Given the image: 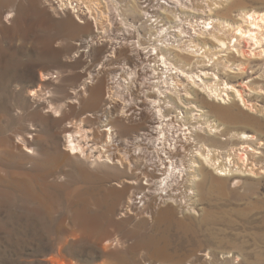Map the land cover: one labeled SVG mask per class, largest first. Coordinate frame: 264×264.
Returning a JSON list of instances; mask_svg holds the SVG:
<instances>
[{"label": "rangeland", "instance_id": "rangeland-1", "mask_svg": "<svg viewBox=\"0 0 264 264\" xmlns=\"http://www.w3.org/2000/svg\"><path fill=\"white\" fill-rule=\"evenodd\" d=\"M103 1L92 0L96 14L108 15L112 23L99 18L103 23L95 24L86 0H0V264H56L55 260L70 264H264L263 96L248 99L254 105L250 111L239 103L233 106V100L221 104L196 88L183 87L186 82L175 70L167 76L178 79L181 95L173 94L172 80L167 81L169 89L159 88L165 89L163 100L173 111L182 109L178 99L186 101L187 89L192 104L208 112V122L222 129L224 140L199 135L205 139L203 144L222 153L220 161L242 148L234 136L238 132L262 142L254 150L257 154H252L259 157L251 160L249 152L245 163L234 160L239 167L235 170L243 173L235 178L237 184L234 178H222L223 186H215L216 172L200 166L190 168L203 179L195 182L193 191L187 190L188 182H178L173 196H166L155 191L154 183L161 176L142 168L133 146L146 137L141 146L149 158L156 152L152 145L147 147L149 139L161 130L147 104L155 74L160 68L164 71L160 64L154 67L155 62H150L149 56L157 55L149 45L154 26H171L166 41L170 47L189 43L186 54L180 53L182 61L176 63L199 73L202 63L198 62L215 45L208 35H199V26L190 30L194 28L189 24H197L194 21L201 16L189 10L208 14L210 8L214 14L206 28L209 32L221 29L219 35L227 37L237 15L264 12V0H183L181 11L179 3L167 0L158 4L155 0H106L109 8ZM173 14L185 23L181 32L172 30ZM253 57L244 82L258 73L264 77L262 62ZM233 59L239 58L228 57L232 64ZM221 77L236 87L242 80ZM186 118L191 119L190 114ZM194 118L191 123L204 128L202 118ZM79 126L88 134L81 143L85 152L70 155L64 137ZM107 127H111L112 140L105 141ZM176 127L165 128L170 138L163 142L170 143V152H176L188 135L186 128L179 126L178 131ZM125 152L130 166L126 163L121 168L104 158L109 154L117 160ZM194 160L201 165L197 157ZM250 167L252 175L247 171ZM136 175L137 185L123 182L136 180ZM146 181L153 184L151 188L144 185ZM133 196L131 207L128 200ZM181 198L182 205H178Z\"/></svg>", "mask_w": 264, "mask_h": 264}, {"label": "bare ground", "instance_id": "bare-ground-1", "mask_svg": "<svg viewBox=\"0 0 264 264\" xmlns=\"http://www.w3.org/2000/svg\"><path fill=\"white\" fill-rule=\"evenodd\" d=\"M86 1L88 3L89 17L95 19L93 20L95 24L103 23V22H99V18L100 19L103 18L106 21L111 22L110 21L111 19L109 20L108 15L103 17L102 13H99V15L96 14L97 8L95 9L96 6L95 4H93L92 0H86ZM108 1L106 0L103 1V3L105 4V7L106 6L108 7V5H106ZM182 1L183 0H167V2L171 4L179 3L180 9L178 8L177 9L180 11L182 10L181 6L184 4V3L183 4L181 3ZM155 3L158 4L159 3L158 0H155ZM189 11H191L192 14L201 16V19H199V21H194V22H197V24L192 25L188 23L190 28H194L190 30H195L199 26L198 28L199 35H201V37L202 35H205V36L208 35L210 39L213 41L212 44L215 45V49L212 51H207L208 52L207 55H202V58L204 59V61L198 62L199 64L202 63L200 71L199 73L198 72L193 73L192 70L183 68L182 64L176 63V62L182 61L183 58L180 55V53L186 54L185 51H188L190 47L189 43L188 45L186 44L182 46L174 45V47H170V44H168L169 42L167 43L166 41H167L168 34L171 33L170 32L171 26L168 28H165L162 26H154V29H153L154 33L150 35L151 39L149 41V45L152 47L153 50L157 51V55L152 56L153 54L151 55L149 53V55H151L149 57H152L150 62H153V63L155 62L153 64L154 67L156 64L157 66H159L160 64L162 68H164V71L163 69L160 68L159 71H157L156 73V74H159V76H156V74H155V77L153 76L157 80L151 83L152 93L149 96V101H148L149 103L147 104L152 110H154L153 113L156 114L155 116L159 120V127H161V130L158 133L157 132L155 133L156 135L155 139H153V137L151 138L153 140L149 139V143L147 147H150L152 145L151 148L156 150V152H154L153 150L155 154L152 153V155L149 158H147L148 156H146L147 151H144V147L141 146L143 142H145L144 140L146 137L143 138V136H141L142 143L140 144L138 143L136 145L133 144V146L135 147L134 150L135 151L137 150L139 153L138 155L136 154L137 157L135 155L134 157L138 160V162L142 160V165H141L143 166L142 168H144V170L148 172L149 174L151 173V175L161 176V179L156 180L154 183L155 191L165 193L166 196H170V195L173 196V190H172L173 186H175L174 184L178 182L180 183L188 182L190 184V187H189L190 189H187V190L193 191V185L195 184V182H198V181L203 182V179L201 180V178L198 179L197 177H195V175L191 173L190 168L195 169L196 167H200V166L209 167V168L211 167L210 169L214 170V172H216L215 175L219 177L218 180L212 183H214V185L218 187H219V184L223 186L222 178H231V179L234 178L235 179L237 176H242L241 174H243L235 170V169H238L239 167L237 165L238 163L237 162L235 163L234 160H236L237 158L241 160L243 163H245V161H247L245 160L246 155L249 152H252L249 155L252 156L251 160H254V158H257L260 156V155H257L254 157L252 154L253 153L254 155L257 154L254 152V150L259 149L260 146L263 145L262 142H259L257 140L256 136L246 134L245 132H238L234 136L238 140V146L241 145L242 148H239L236 154H235V151L234 152L230 151L228 154H226V157H225L226 159L223 161H220L222 160L220 158L222 153L216 154L217 153L216 148L211 149L207 147L208 143L203 144L202 141L203 140L205 141V139L201 135H206L213 140H217L221 138L220 132L222 129L220 130L219 126L217 125L215 126V124H210L209 122H212V120H209L208 122L207 120L208 112L205 109H201L199 108V106H196V104H192V102L189 100L192 98V95H190L191 93H189L187 89L196 88L200 92L205 93V95H207L209 99L215 100V102H219V103L220 101H222L221 104H229V102L233 100L234 101V102L232 101L233 106L236 105V103L237 104L239 103V105L244 107V109H249V111L252 110L254 108V105L249 103L248 99H253L259 96L264 97V90L262 88V83L264 85V77L262 73H258L255 75V77H253V79H249L248 82H244L246 80L244 77V74H246L248 70L249 58L251 59L252 56H254L253 59L258 60L259 62H262V67L264 68V12H258L255 10L253 11L251 10V11H244L238 14L235 19V22H234L235 25H234L232 32L230 33V35L226 37L224 33L219 35V31H221V29H218V30L214 29V31L211 30V32H209L208 28H206L208 25H210L209 17L214 14L210 11V8L209 10H207L209 11L208 14L203 13V10H201L200 13L194 10H189ZM92 15H95V16L93 17ZM173 17L176 19H172L173 22L175 23V25L172 26L173 28L172 30H178L179 32H181L182 28L185 27V23L180 22L182 20L177 18V15L173 14ZM83 21L85 23V19H83ZM213 27L211 26L210 29H212ZM118 36L120 35H118L117 33L116 37ZM195 36L196 35H194V37ZM122 39H121V42H122ZM137 45L139 46L138 43ZM245 47H248L249 51L245 50ZM254 47L255 49H257L255 52H253ZM169 48L178 51V53L173 55L170 52ZM232 54H234L235 56L239 58V59L231 60L233 61L234 64H232L228 60V57ZM151 70L153 71V75H154V72L156 71L155 68L154 69L152 68ZM172 70L173 71L175 70V75L177 74L178 78H181L182 80L186 82V85H184L183 87L185 86L187 87L184 93V97L186 101L183 102L182 100L178 99V105H180V107L182 108L180 112H178V110L173 111L172 110L173 106L169 105L168 101L163 100L165 89L159 90L160 87L169 89V85L167 84L168 83L167 81L172 80V82H175L174 83L175 87H173V90H172L173 94L177 95L178 97L181 95L179 94V91H178V79L177 81H175L173 76H172V79L169 76L171 75ZM209 70L211 72H208ZM227 72L231 74L233 73V75H230ZM167 74L169 75L167 76ZM221 75H227L228 78L233 77L235 79H242L241 82L238 84L239 87H236L235 85L222 80ZM129 76L132 77V73H130ZM40 78H41V81H44L42 75ZM44 79H47V77L44 76ZM254 79L255 81H253ZM204 80H209V82H205ZM162 82H165V84L160 86ZM250 82L253 84L254 82H256V84L258 85L255 87L252 84H250ZM154 88H158V89H154ZM198 90L195 92L193 91L195 96L199 92ZM244 90H247V91H244ZM220 109H223V108H220ZM193 111H196L195 114L193 113ZM226 111L228 112V110ZM187 114H190L191 119H195L194 117L202 118L200 123L201 125H204V128L197 127L196 123L195 124L191 123L192 120L186 118ZM171 126H177V127L180 126L184 129L186 128V130L188 131L187 133H185L188 135H187V138H185L184 144H181L178 147V149H176V152H170V148L168 145L170 143L163 142V140L167 141L170 138V136L167 135L168 132L166 131L167 129L165 128H170ZM177 127L176 129L179 131ZM110 130H111V127H107L104 130L105 133L108 135L105 141L112 140V136H111L112 132H110ZM86 132L87 130L79 126V127H75V129L72 130L71 133H67V135L64 137L65 148H66V151L70 155L84 154L85 150H84L83 145H81V143L84 142L83 140H86L88 138V134ZM221 139L224 140V138H221ZM245 145L252 148V150L245 148ZM212 147L214 146L212 145ZM104 150L106 153L107 150L105 148ZM126 153L127 152H125L124 154H119V157H118L119 159L117 160H115L109 154H106L107 156L105 157L103 155L98 156V158L104 157L107 162L109 161V163L112 161H115L117 165L122 168L124 164L128 163L130 166V163H131V162L129 163L130 159ZM196 157H197V160L199 159V163H201V165L196 164L194 160V158ZM153 159L154 160L156 159V161H153ZM240 164L242 165V163ZM166 168H171V169L167 170ZM247 171H248V174H251V175L255 173L252 167H250ZM138 173L145 174L144 172H141V171H138ZM135 178L136 180L134 179L126 180L125 178L123 182L129 185H137V181H138L137 179L139 178V175H136ZM151 178H153V176H151ZM179 179H181V181H179ZM233 182L237 184L239 182V179H235V181ZM144 185L148 186V188H151L153 184H151V182L149 181H146ZM141 192L142 191L138 192L137 194H141ZM169 199L172 201H176L174 198H171V197H169ZM182 199L184 198H181V200L178 201V205H182L181 203ZM150 200L155 201V198L153 199L152 197H150ZM128 201L130 203V206L132 207L134 204V196L131 197ZM54 262L56 264H70L65 260H59V261L55 260Z\"/></svg>", "mask_w": 264, "mask_h": 264}]
</instances>
